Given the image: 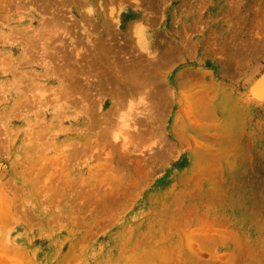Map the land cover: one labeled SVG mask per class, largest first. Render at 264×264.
<instances>
[{"label":"rangeland","instance_id":"obj_1","mask_svg":"<svg viewBox=\"0 0 264 264\" xmlns=\"http://www.w3.org/2000/svg\"><path fill=\"white\" fill-rule=\"evenodd\" d=\"M0 264H264V0H0Z\"/></svg>","mask_w":264,"mask_h":264},{"label":"bare ground","instance_id":"obj_2","mask_svg":"<svg viewBox=\"0 0 264 264\" xmlns=\"http://www.w3.org/2000/svg\"><path fill=\"white\" fill-rule=\"evenodd\" d=\"M63 59H65V58H63ZM98 63H99V62H98ZM95 65L97 66V64H95ZM98 66H100V65H98ZM98 66H97V67H98ZM99 68H100V67H99ZM150 70H151V69H150ZM122 71H123V70H122ZM118 74H119V73H118ZM127 74H128V73H127ZM128 75H129V74H128ZM143 75H144V74H143ZM143 75H142V76H143ZM110 76H111V75H110ZM112 76H113V75H112ZM107 77H108V76H107ZM107 77H106V78H107ZM147 77H148V76H147ZM111 78H112V77H111ZM113 78H114V77H113ZM142 78H143V77H142ZM144 78H145V77H144ZM144 78H143V79H144ZM114 79H116V78H114ZM147 79L149 80V77H148ZM150 79L153 80L152 78H150ZM117 80H118V79H117ZM149 81H150V80H149ZM149 81H148V82H149ZM120 82H122V81H120ZM152 82H153V81H152ZM144 83H145V82H144ZM144 83H143V84H144Z\"/></svg>","mask_w":264,"mask_h":264}]
</instances>
